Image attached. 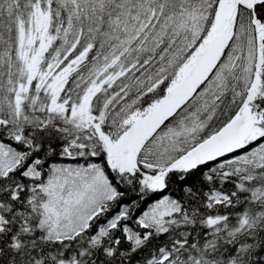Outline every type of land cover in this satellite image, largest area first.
I'll return each mask as SVG.
<instances>
[{
    "label": "snow or ice",
    "instance_id": "6c2138e0",
    "mask_svg": "<svg viewBox=\"0 0 264 264\" xmlns=\"http://www.w3.org/2000/svg\"><path fill=\"white\" fill-rule=\"evenodd\" d=\"M0 264H264V0H0Z\"/></svg>",
    "mask_w": 264,
    "mask_h": 264
}]
</instances>
